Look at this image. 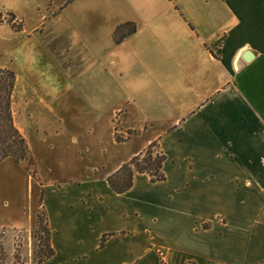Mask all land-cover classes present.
<instances>
[{"label":"crops","instance_id":"crops-1","mask_svg":"<svg viewBox=\"0 0 264 264\" xmlns=\"http://www.w3.org/2000/svg\"><path fill=\"white\" fill-rule=\"evenodd\" d=\"M12 1L0 7L23 27L10 37L46 78L77 77L64 59L105 73L103 102L108 68L132 70L146 112L90 108L91 127L115 117L139 142L111 165L62 160L32 188L55 251L43 264H264V0ZM153 143L166 180L136 174L115 193L108 179Z\"/></svg>","mask_w":264,"mask_h":264},{"label":"rangeland","instance_id":"rangeland-1","mask_svg":"<svg viewBox=\"0 0 264 264\" xmlns=\"http://www.w3.org/2000/svg\"><path fill=\"white\" fill-rule=\"evenodd\" d=\"M1 2L3 5H15L12 0ZM3 5L0 7L4 18V22L0 23V67L14 71L19 78L14 97V117L30 146L31 157L25 166L12 161L0 166V246L12 257L19 255L24 264H34L35 260L39 262L42 259V252L46 251V234L38 229L40 219L45 218L43 208H39L42 196L34 200L32 188H38L40 181L54 175L52 169L62 160L66 159L69 166L72 165L68 160L78 162L81 157L93 166L108 162L111 165L113 160L131 151L140 140L139 133L133 132L115 117H108L107 121L106 116L98 114L94 117L95 125L91 127L88 110L95 106L99 111L100 108L109 110L125 106L129 112L121 118L130 121L145 119L146 112L133 103L132 70L117 79L118 75L112 74L116 72V67L108 68L109 94L103 102L100 100L103 88L101 76L104 77L105 73L100 74V79L85 76V69L79 67L80 63L75 66V63L65 62L64 59V62L59 60L61 70L66 73L73 71L77 77L69 80L61 73L55 80L46 78V68L39 60V54H31L27 48H16L15 38L10 35L13 30L16 32L19 27L22 28V23L20 20L14 22ZM66 81H72L76 88ZM116 137L123 141L116 142ZM21 215H31L28 229L23 226L24 217L21 218Z\"/></svg>","mask_w":264,"mask_h":264},{"label":"trees","instance_id":"trees-1","mask_svg":"<svg viewBox=\"0 0 264 264\" xmlns=\"http://www.w3.org/2000/svg\"><path fill=\"white\" fill-rule=\"evenodd\" d=\"M10 16L15 22V16L13 14H10ZM2 22H4V18L3 14L0 13V23ZM21 30L22 28L19 27L17 31ZM17 82V75L14 71L0 67V166L7 161H12L19 166H25L31 157L30 146L23 133L18 129L14 117L13 106ZM116 141L120 143L123 140L116 137ZM158 150V144L153 143L144 152L134 157L113 174L108 179L113 191L117 194L127 193L132 188L136 174H147L154 183L165 181L166 177L163 167L167 158ZM38 227L46 234V251L42 252V259L39 262L35 260L34 264H43L55 254L51 247V231L48 227L46 215L44 220L40 219ZM0 264L24 263L19 255L15 254L12 257L3 246H0Z\"/></svg>","mask_w":264,"mask_h":264}]
</instances>
